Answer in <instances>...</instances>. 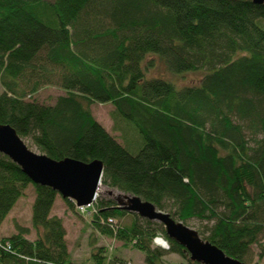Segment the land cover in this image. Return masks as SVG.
<instances>
[{"label": "trees", "instance_id": "obj_1", "mask_svg": "<svg viewBox=\"0 0 264 264\" xmlns=\"http://www.w3.org/2000/svg\"><path fill=\"white\" fill-rule=\"evenodd\" d=\"M151 56L173 74L204 75L182 86L151 77ZM0 83V123L53 159L102 160L103 185L185 224L201 221L205 239L252 264L264 238V2L0 0ZM47 85L64 91L54 103L35 97ZM96 102L113 105L118 135L92 114ZM31 185L37 237L16 223L0 238V264H85L73 259L64 220L52 214L59 192L33 183L1 152L0 228ZM95 207L91 263L127 259L109 257L98 245L103 235L142 250L143 264H175L165 259L171 253L202 264L163 223L138 214L124 224L133 212L110 198L98 196ZM158 235L169 249L154 244Z\"/></svg>", "mask_w": 264, "mask_h": 264}, {"label": "water", "instance_id": "obj_2", "mask_svg": "<svg viewBox=\"0 0 264 264\" xmlns=\"http://www.w3.org/2000/svg\"><path fill=\"white\" fill-rule=\"evenodd\" d=\"M0 152L19 164L33 183L52 187L64 199L76 200L79 206L91 205L99 194L105 169L102 160L85 162L71 157L53 159L48 154L30 149L12 125L2 123ZM116 202L120 209L137 213L141 218L163 223L169 238L181 244L193 261L202 264H247L229 256L222 248L205 239L197 229L177 220L170 213L136 194H118Z\"/></svg>", "mask_w": 264, "mask_h": 264}, {"label": "rangeland", "instance_id": "obj_3", "mask_svg": "<svg viewBox=\"0 0 264 264\" xmlns=\"http://www.w3.org/2000/svg\"><path fill=\"white\" fill-rule=\"evenodd\" d=\"M151 58H154L155 60V65L151 67L149 72V76L151 77H164L172 79L182 86L188 84L197 85L204 75L203 70L187 72L184 75H176L168 70V66L162 58L159 56H151ZM3 91L4 88L0 83V93ZM60 94H64V91L59 86L47 85L41 88L35 97L44 103H54ZM91 109L93 112L92 114H94L100 123L104 124V126L113 134L118 135V131H115L114 129V122L112 118V111L114 107L111 103H92ZM23 139L26 141L30 149L37 153H42L32 139H29V137H23ZM99 188V196L101 198H110L115 201L118 194H128L127 192L103 184ZM34 190L35 189L32 185L29 186V188L25 191V196L17 202V205L14 207L12 212L9 213L10 215L0 228V238L15 233L17 231V224L31 228V233H29V237L31 239H35L37 237L32 224L33 201H35L36 198V192ZM86 210L92 211L91 215H93L97 209L95 206H90ZM52 212L53 215H57L64 220L63 222L67 229L66 243H68L73 259L78 263L93 264L89 260L91 256L90 251L93 247L91 245V238L94 235L93 227L89 224L90 222L88 220L91 218L89 217L90 215H81L77 210L69 208L67 202L61 195L56 200L55 208ZM134 215L138 214L133 212L125 218H122V223H130ZM187 225L200 230L202 229L203 223L197 219H192L187 223ZM98 235L99 234L96 233V236ZM98 245L114 247L111 253L108 252L112 255L118 254L120 257L131 259V261L135 264L144 263L145 254L142 250L130 249V247L125 246L123 242L112 237L100 235ZM252 252L251 263L264 264V238L261 239V243L259 245L257 244L253 246ZM165 259L169 263L187 264L186 259L177 253H171Z\"/></svg>", "mask_w": 264, "mask_h": 264}, {"label": "built area", "instance_id": "obj_4", "mask_svg": "<svg viewBox=\"0 0 264 264\" xmlns=\"http://www.w3.org/2000/svg\"><path fill=\"white\" fill-rule=\"evenodd\" d=\"M90 206L94 207L95 205L93 203V204L88 205V206H77V210H79L83 214L90 215V214H92V211L86 210ZM108 219H109V223L112 224V225L116 224V222H117L116 219H114V218H108ZM155 243L160 245V246H162L163 248H169L170 247V244H169L168 240H166L165 238H163L161 236H158V237L155 238ZM108 249H109V252L111 253L112 250L114 249V247L108 246ZM120 264H134V263L132 261H125V262H122Z\"/></svg>", "mask_w": 264, "mask_h": 264}]
</instances>
